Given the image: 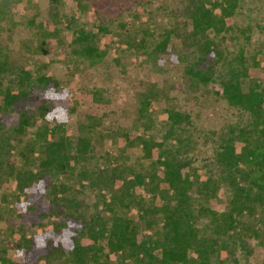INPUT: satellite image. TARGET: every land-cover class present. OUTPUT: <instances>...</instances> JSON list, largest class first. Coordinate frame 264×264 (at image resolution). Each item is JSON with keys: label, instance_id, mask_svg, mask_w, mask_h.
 <instances>
[{"label": "trees", "instance_id": "trees-1", "mask_svg": "<svg viewBox=\"0 0 264 264\" xmlns=\"http://www.w3.org/2000/svg\"><path fill=\"white\" fill-rule=\"evenodd\" d=\"M182 2L184 28L164 31L152 48L140 52L142 65L153 70L139 107L147 122L142 130L136 120L104 132L115 109L101 88L59 92L54 77L33 76L23 60L45 56L42 66L61 61L70 74L80 64L94 65L107 53L98 47L111 37L107 24L67 36L64 27L84 12L87 0H0V192L13 187L14 207L39 217L35 234L6 227L0 259L7 250L37 247L29 264H215V254L224 264L238 244L243 246L238 241L249 229L246 219L264 212V56L248 54V47L235 53L224 48L238 0ZM22 8L31 13L20 14ZM17 26L30 32L15 49L10 44ZM165 65L177 67L189 92L216 82L214 94L248 113L244 124L230 121L213 131L222 168L216 177L201 175L190 159H179L165 144L176 127L192 123L189 113L163 107L168 128L157 138L148 96L161 91ZM6 76L11 79L5 84ZM8 112L16 116L9 126ZM69 122L70 131L64 127ZM104 141L110 148L99 154L103 165L92 175L80 173L78 187L57 180L85 164ZM192 141L187 137L186 147ZM144 160L152 171L136 168ZM87 180L101 199L90 212L79 197Z\"/></svg>", "mask_w": 264, "mask_h": 264}, {"label": "rangeland", "instance_id": "rangeland-1", "mask_svg": "<svg viewBox=\"0 0 264 264\" xmlns=\"http://www.w3.org/2000/svg\"><path fill=\"white\" fill-rule=\"evenodd\" d=\"M41 9L45 13V9ZM66 9L72 10L69 6ZM185 11L182 0H87L84 12L74 16L69 26L64 27L63 33L67 36H75L77 28L89 30L93 24L100 22L107 24L112 34L106 43L104 40L98 42V47L105 46L107 49L106 55L100 62L94 65L80 64L73 74L67 72L64 62L61 61L42 66L43 62L48 61L45 56H33L23 62L33 76L37 73H45L54 77L59 92L63 89L72 93L79 88H101L115 109L114 114L107 118L102 127L104 132L118 127H129L136 120L141 127L143 122H147V117L140 116V102L152 82L153 70L142 65L140 52L152 48L164 31L175 28L182 30ZM20 12V14L31 13L26 8H22ZM29 32L24 26H17L10 46L16 49L18 41L29 36ZM227 36L228 42L224 45L226 51L235 53L242 47H248V54L258 52L264 56V0H238L232 13V23ZM133 37L137 41L128 44L127 41L132 40ZM140 38L144 39V43L139 42ZM134 51L137 53L135 54ZM25 54L29 55L27 52ZM164 69L166 72L163 74L164 83L161 91L154 96H148L151 101L148 106L153 120L151 124L158 132L157 138L162 134L165 135L168 128L163 107L189 113L192 123L190 125L183 123L181 128L176 127L166 138L165 144L176 151L179 159H190L191 168L201 175L210 173L216 177L222 172V168L215 159L217 145L213 131L230 121L244 124L248 119V113L239 107L228 105L221 96L214 94L218 89L216 82L203 84L199 91L191 93L181 82L176 66L165 65ZM10 79V76H6L3 83H8ZM60 103L65 105L64 101ZM145 113L147 116L148 112ZM15 117L8 112L5 115L6 125L13 124ZM72 126V122H69L64 127L70 131ZM189 136L193 141L186 147L188 144L185 142ZM109 145V142L104 141L101 145L102 149L97 147V152L85 164H77L68 177H63L64 174L58 175L57 180L78 187L80 173L92 175L103 165V159L99 154L110 148ZM131 160L133 161V158ZM18 161L20 164L19 159ZM139 164H142L140 165L142 168L136 166L139 170L148 172L154 169L146 160ZM223 189V187L219 188V194H225ZM141 195L144 204L150 202L145 187H141ZM0 196L2 214L0 240L7 234V226H11L18 233L35 234L38 231L37 212H22L14 207V201L16 199L17 202L18 199L13 187L1 191ZM79 197L89 212L92 211L94 203L98 207L101 202V199L96 198L95 191L90 189L88 180L80 186ZM263 213L260 210L259 213L246 219L249 229L243 231L238 241L242 242L243 246L238 244L229 255V262L224 264H264ZM37 253V247L31 251L21 252L7 250L2 254L4 258L0 259V264H29ZM213 263L220 264L217 254L213 257Z\"/></svg>", "mask_w": 264, "mask_h": 264}]
</instances>
